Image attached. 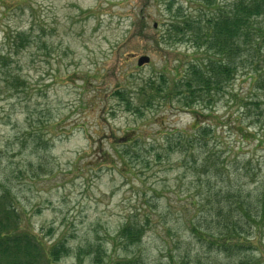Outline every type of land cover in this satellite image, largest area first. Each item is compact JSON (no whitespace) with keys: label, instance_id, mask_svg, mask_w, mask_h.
I'll list each match as a JSON object with an SVG mask.
<instances>
[{"label":"rangeland","instance_id":"rangeland-1","mask_svg":"<svg viewBox=\"0 0 264 264\" xmlns=\"http://www.w3.org/2000/svg\"><path fill=\"white\" fill-rule=\"evenodd\" d=\"M231 1L0 0V53H10L9 70L27 86L7 94L6 67L0 68V192L9 190L22 227L46 250L60 240L69 247L45 264L222 260L187 222L209 209L204 202L212 171L196 173L190 151L167 148L178 129L189 133L193 117L176 100L160 95L147 104L143 96L162 80L170 86L188 63L204 57L191 32L176 33L171 24L200 19L204 31L205 19ZM18 34L28 37L19 48ZM141 55L149 60L138 64ZM251 73L238 65L213 106L196 108L201 123L216 125V136L206 140L213 151H224L221 175L233 179L231 161L240 146L236 161L250 159L258 183L264 179V116L247 124L251 102L261 93L251 85ZM238 124L248 128L244 139ZM227 147L234 148L230 157ZM238 179L257 187L250 176ZM127 220L141 224L140 241L116 236ZM263 232L256 230L252 239L259 248L247 257L264 261Z\"/></svg>","mask_w":264,"mask_h":264},{"label":"trees","instance_id":"trees-1","mask_svg":"<svg viewBox=\"0 0 264 264\" xmlns=\"http://www.w3.org/2000/svg\"><path fill=\"white\" fill-rule=\"evenodd\" d=\"M195 1L211 6L217 0ZM258 19L264 20V0H232L225 6L216 8L205 19L204 31L198 27L200 19L185 18L182 22L172 23V30L176 33L191 32L193 44L203 51L204 57L188 63L186 72L170 86H165L166 82L162 80L143 96L147 104L160 95L169 101L176 100L179 107L186 109L193 117L188 127L189 133L185 134L183 129H178L176 140L168 141L167 148L170 150L171 147L178 146V152L184 154L190 151L191 168L196 173L200 170L210 174L212 171L210 175L214 181L207 183L204 202L209 205V209L207 213L203 209V214L197 220L190 219L187 222L190 233L201 245L204 243L211 247L213 255L216 258L221 257L223 261H216L217 264H264L260 257H247L248 252L259 248L252 239L256 230L264 229V179L256 183V173L250 171V159L241 163L236 161L240 146L231 161L235 164L229 172H234L233 179L228 176L225 179L221 175L219 168L226 166L222 158L224 151H213L206 140L207 136L215 135L216 125L201 123L197 117L200 111L196 107L205 102L212 107L215 96L234 77L237 66L246 64L253 71L249 74L251 85L261 92L251 102L252 109L249 107V110H253L254 118L247 114L251 116L247 124L254 125L261 121L264 116V26L261 25L264 22H258ZM18 35L21 36V44L17 45L19 48L28 37L25 34ZM9 56V52L0 53V68L6 67L5 91L12 95L27 86L18 72L13 74L9 70ZM115 95L122 100L125 98L121 91H116ZM207 115L213 116V112L210 110ZM216 122L220 124L219 119ZM236 132L240 139L250 134L248 128L240 124ZM34 137L33 141H36L38 137ZM262 140V137L257 138L259 144ZM233 150L234 148L227 147L226 156L230 157ZM229 164L231 165L227 163V166ZM241 175L247 178L250 176V181H255L257 187L248 188V184L244 185L238 179ZM21 223V214L6 188L0 192V264H45L68 253L69 247L63 240L53 243L46 250L39 238L23 228ZM142 232L139 222L127 220L118 229L116 236L126 242H138ZM97 251L100 252V249L97 248ZM80 252L78 250L77 256H80Z\"/></svg>","mask_w":264,"mask_h":264},{"label":"water","instance_id":"water-1","mask_svg":"<svg viewBox=\"0 0 264 264\" xmlns=\"http://www.w3.org/2000/svg\"><path fill=\"white\" fill-rule=\"evenodd\" d=\"M149 60V57L147 55H141L138 57V64H142L144 62H147Z\"/></svg>","mask_w":264,"mask_h":264}]
</instances>
